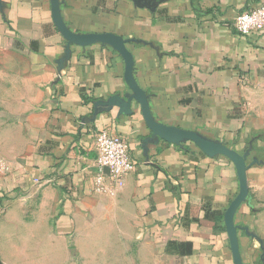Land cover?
I'll return each instance as SVG.
<instances>
[{
    "label": "crops",
    "instance_id": "crops-1",
    "mask_svg": "<svg viewBox=\"0 0 264 264\" xmlns=\"http://www.w3.org/2000/svg\"><path fill=\"white\" fill-rule=\"evenodd\" d=\"M60 1L74 32L138 40L128 44L135 77L157 120L240 153L252 147L248 163L258 162L235 223L244 264H264V31L234 26L259 0H165L155 11L132 0ZM2 2L0 153L12 171L0 175V264H76L70 242L82 264H235L224 219L240 189L235 164L193 142L161 140L147 155L151 132L136 101L131 116L117 107L94 116L96 101L130 91L121 54L74 44L60 74L67 41L51 0ZM103 129L127 138L136 161L119 186L97 164Z\"/></svg>",
    "mask_w": 264,
    "mask_h": 264
},
{
    "label": "water",
    "instance_id": "water-1",
    "mask_svg": "<svg viewBox=\"0 0 264 264\" xmlns=\"http://www.w3.org/2000/svg\"><path fill=\"white\" fill-rule=\"evenodd\" d=\"M136 6L140 8H149L156 10L160 2L165 0H132ZM53 21L58 30L67 41L65 54L57 61L58 72L61 74L65 68V63L71 58L72 45L89 46L96 43H102L112 46L118 51L125 61V80L129 86L130 91L125 94H114L108 99H102L95 102L94 116L96 117L100 112H110L115 107L118 108V116L134 114L132 108L133 102L136 101L141 108L143 118L149 128L151 135L143 140V148L146 154L149 153L150 144H158L161 140L181 145L186 142H193L205 154L211 157L223 155L231 160L237 169L240 189L235 198L225 211V225L230 239V245L234 257L235 264H244L240 252V243L238 231L240 226L235 223L236 213L242 203L249 198L250 185L248 180V169L258 162L254 159L252 163H248V158L251 154L252 147L247 149L244 153H240L231 148L221 140L213 139L200 131L188 130L175 125L165 124L160 122L154 116L151 106L149 94L138 83L135 77V59L134 55L128 47L130 42L138 41L133 38H124L121 35L113 32L102 33H79L74 32L65 22L60 0H51ZM0 7L3 8V2L0 0ZM246 229V228H245ZM255 236L254 234H252ZM262 249L264 250V243L260 240Z\"/></svg>",
    "mask_w": 264,
    "mask_h": 264
},
{
    "label": "built area",
    "instance_id": "built-area-1",
    "mask_svg": "<svg viewBox=\"0 0 264 264\" xmlns=\"http://www.w3.org/2000/svg\"><path fill=\"white\" fill-rule=\"evenodd\" d=\"M234 26L243 36L264 31V0H259L258 5L241 12ZM94 147L97 152L98 167L101 171L108 170L117 186L121 184L122 178L127 173L135 169L136 161L132 157L127 138L114 134L110 129H103L95 134ZM11 171L10 163L0 153V175H7ZM103 181V176L98 177L97 190H106Z\"/></svg>",
    "mask_w": 264,
    "mask_h": 264
},
{
    "label": "rangeland",
    "instance_id": "rangeland-1",
    "mask_svg": "<svg viewBox=\"0 0 264 264\" xmlns=\"http://www.w3.org/2000/svg\"><path fill=\"white\" fill-rule=\"evenodd\" d=\"M35 196V195H34ZM34 196H32V198H30L29 199V201H31V200H33L34 201V199H33V197ZM27 197H30V196H25L24 198H26V199H28ZM23 198V199H24ZM36 198H37V196H36ZM35 198V199H36ZM22 199V200H23ZM66 249L70 252V254L72 255V257H71V260L73 261V262H75L76 264H77V262H78V264H82V260L79 258V255H78V252L75 250V246H74V244H73V242H70V243H68V244H66ZM104 261L106 262V261H108V260H104V259H99L98 260V262H101V263H104Z\"/></svg>",
    "mask_w": 264,
    "mask_h": 264
}]
</instances>
